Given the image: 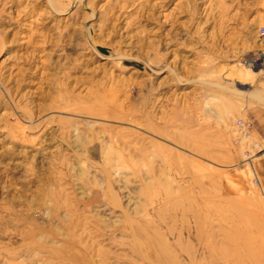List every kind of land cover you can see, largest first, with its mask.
<instances>
[{
    "label": "rangeland",
    "instance_id": "obj_1",
    "mask_svg": "<svg viewBox=\"0 0 264 264\" xmlns=\"http://www.w3.org/2000/svg\"><path fill=\"white\" fill-rule=\"evenodd\" d=\"M263 125L264 0H0V264H264Z\"/></svg>",
    "mask_w": 264,
    "mask_h": 264
},
{
    "label": "built area",
    "instance_id": "obj_2",
    "mask_svg": "<svg viewBox=\"0 0 264 264\" xmlns=\"http://www.w3.org/2000/svg\"><path fill=\"white\" fill-rule=\"evenodd\" d=\"M236 126L240 129V131L242 130L241 132L244 135L245 134V131L243 130L244 126L239 120H236ZM259 138H260L261 146L260 149L258 150V153L259 156H261V158H264V125L259 131Z\"/></svg>",
    "mask_w": 264,
    "mask_h": 264
},
{
    "label": "crops",
    "instance_id": "obj_3",
    "mask_svg": "<svg viewBox=\"0 0 264 264\" xmlns=\"http://www.w3.org/2000/svg\"><path fill=\"white\" fill-rule=\"evenodd\" d=\"M264 160V158H262ZM258 178H264V161L257 164Z\"/></svg>",
    "mask_w": 264,
    "mask_h": 264
},
{
    "label": "bare ground",
    "instance_id": "obj_4",
    "mask_svg": "<svg viewBox=\"0 0 264 264\" xmlns=\"http://www.w3.org/2000/svg\"><path fill=\"white\" fill-rule=\"evenodd\" d=\"M253 74H254V73H253ZM247 75H248V74H247ZM253 77H255V76H253ZM258 92H259V91H256L257 95H258ZM254 94H255V92H254ZM259 94H260V92H259ZM254 96H255V95H254ZM256 97H257V96H256ZM256 97H255V98H256ZM258 98H260V97L258 96Z\"/></svg>",
    "mask_w": 264,
    "mask_h": 264
}]
</instances>
